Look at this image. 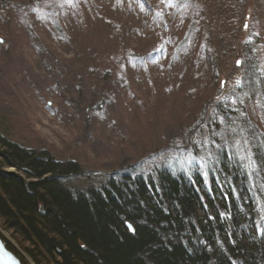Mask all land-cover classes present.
Here are the masks:
<instances>
[{
    "label": "rangeland",
    "instance_id": "374dc122",
    "mask_svg": "<svg viewBox=\"0 0 264 264\" xmlns=\"http://www.w3.org/2000/svg\"><path fill=\"white\" fill-rule=\"evenodd\" d=\"M144 1L0 0V130L78 159L83 174L69 187L98 186L115 170L148 169L162 157L176 169L203 161L219 104L264 135V95L240 89L244 63L258 54L254 43L264 45V0H191L186 25L172 24L168 34L208 36L150 77L121 60L158 43L147 9L168 14L175 0ZM197 147L203 158L193 157Z\"/></svg>",
    "mask_w": 264,
    "mask_h": 264
},
{
    "label": "trees",
    "instance_id": "16d2710c",
    "mask_svg": "<svg viewBox=\"0 0 264 264\" xmlns=\"http://www.w3.org/2000/svg\"><path fill=\"white\" fill-rule=\"evenodd\" d=\"M191 6L175 0L168 14L147 9L158 43L144 55L126 53L122 65L150 77L183 61L179 50L187 53L208 36L168 34L170 25H186ZM53 24L64 28L59 19ZM254 44L258 54L240 76L249 97L264 95V45ZM219 105L209 124L210 154L193 152L203 161L176 169L162 157L148 169L115 170L86 189L69 187L83 174L78 159H58L0 130V225L12 238L0 237L7 248L23 264H264V135L247 116L235 120Z\"/></svg>",
    "mask_w": 264,
    "mask_h": 264
},
{
    "label": "water",
    "instance_id": "95a60500",
    "mask_svg": "<svg viewBox=\"0 0 264 264\" xmlns=\"http://www.w3.org/2000/svg\"><path fill=\"white\" fill-rule=\"evenodd\" d=\"M127 225L129 229L132 230L131 224L127 223ZM9 257L11 258V261H15V264H23L19 257H17L11 250L7 248L5 242L0 237V264H11Z\"/></svg>",
    "mask_w": 264,
    "mask_h": 264
},
{
    "label": "snow or ice",
    "instance_id": "6c2138e0",
    "mask_svg": "<svg viewBox=\"0 0 264 264\" xmlns=\"http://www.w3.org/2000/svg\"><path fill=\"white\" fill-rule=\"evenodd\" d=\"M241 62L238 61L237 64L239 65ZM239 83V81L237 82ZM262 234H264V230H262ZM9 261H11V258L9 257ZM11 264H15V261H11Z\"/></svg>",
    "mask_w": 264,
    "mask_h": 264
}]
</instances>
